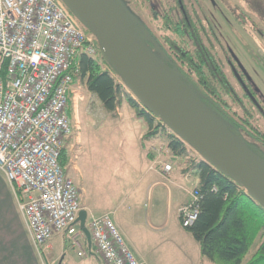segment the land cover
<instances>
[{
	"label": "built area",
	"instance_id": "built-area-1",
	"mask_svg": "<svg viewBox=\"0 0 264 264\" xmlns=\"http://www.w3.org/2000/svg\"><path fill=\"white\" fill-rule=\"evenodd\" d=\"M83 53L98 56L97 41L62 0H0V170L35 245L45 252L61 234L79 256L85 254L76 238L81 192L67 170L76 168L74 144L68 147L69 109L79 99L83 80L77 59ZM161 169L168 173L172 165L164 162ZM200 197L195 186L179 208L182 227L197 219ZM87 227L90 251L106 264H141L109 215L92 217Z\"/></svg>",
	"mask_w": 264,
	"mask_h": 264
},
{
	"label": "trees",
	"instance_id": "trees-1",
	"mask_svg": "<svg viewBox=\"0 0 264 264\" xmlns=\"http://www.w3.org/2000/svg\"><path fill=\"white\" fill-rule=\"evenodd\" d=\"M165 1L167 8L162 13L163 26L179 38L166 37L169 56L164 59L165 63L178 71L182 80L220 119L232 126H241L242 121L251 125L250 113L242 97L235 92L223 65L210 54L203 40L202 34L207 30L200 27L204 21L196 11L195 3L191 0ZM82 27L90 33L87 27ZM146 43L149 45L147 40ZM187 48L189 50L186 51ZM202 62L209 74L205 78L193 76L194 71L199 72L203 68ZM184 63H188L190 68ZM77 64L79 77L87 90L108 113L118 116L117 109L125 101L135 117L145 123L147 131L141 137L142 144L145 140L161 137L174 155L189 156V166L199 174L197 188L201 197L198 217L186 229L199 243L201 255L214 264H264V206L233 178L200 157H192L189 146L174 133L163 130L153 113L140 107L124 92L115 70L100 50L96 57L85 53L79 55ZM229 100L242 107L244 117L236 116ZM229 129L236 134L231 127ZM255 137L262 141L260 136ZM258 239V244L253 247Z\"/></svg>",
	"mask_w": 264,
	"mask_h": 264
},
{
	"label": "crops",
	"instance_id": "crops-1",
	"mask_svg": "<svg viewBox=\"0 0 264 264\" xmlns=\"http://www.w3.org/2000/svg\"><path fill=\"white\" fill-rule=\"evenodd\" d=\"M74 107L75 104L71 103L72 111ZM117 110L116 117H121L122 112ZM128 113L131 115L132 109ZM135 124L139 130L135 137L136 151L134 148L133 153L121 154L127 169L118 179L119 185L109 193L104 215H109L114 221L141 264H214L201 255L199 243L181 226L178 214L190 191L199 185L198 171L189 166V156L174 155L161 137L145 140L142 144L146 125L131 121L128 126L133 128ZM70 140L69 149L71 145L78 144L80 138L77 137L76 142ZM126 142L127 137H122L111 143L117 149ZM164 162L172 165L168 173L161 169ZM75 167L72 169L82 177L79 167ZM79 189L87 227L88 221L98 214L85 199L84 188ZM76 238L85 251L82 256L61 234L51 238L45 252L40 250L42 248L35 245L18 207L15 193L4 174L0 175V264H106L90 251L93 250L92 241L82 230Z\"/></svg>",
	"mask_w": 264,
	"mask_h": 264
},
{
	"label": "rangeland",
	"instance_id": "rangeland-1",
	"mask_svg": "<svg viewBox=\"0 0 264 264\" xmlns=\"http://www.w3.org/2000/svg\"><path fill=\"white\" fill-rule=\"evenodd\" d=\"M114 1L116 10L126 14L138 28L145 41L147 40L149 43L147 46L152 54L160 61L166 59V56H169V52L166 50L168 48L166 37L179 39L163 26L162 13L167 8L166 1L149 0L145 3L141 0ZM191 1L195 3L198 14H204L207 17L204 19V23H210L217 35L221 34L223 45L227 46L226 42H228L244 66L257 77L255 80L253 79L256 98L264 111V20L255 15L252 10L257 7L261 12H264V0ZM261 58H263V62H261ZM258 73L260 74L257 75ZM229 78L237 93L242 97L245 107L251 112L250 121L252 124L264 130V112L260 111L255 102L252 103L244 97V91L235 77L230 75ZM229 103L233 111L240 117H244V111L239 104L232 100H229ZM128 108L131 109L123 101L118 108L119 112H122V116L113 117L103 108L101 102L87 90L84 81H82L79 99H76L74 110L69 109L72 128L71 140H69L76 142V138H80L79 143L74 144V153L77 155L76 165L81 170L82 177L72 168L67 170L68 176L79 187L84 188V197L89 205L96 209L98 216L105 214L103 211L107 209L108 195L119 185L118 179L127 169V165L121 159L124 156L121 154L133 153L135 148L138 126L135 124L131 128L128 124L131 121L139 123V125L144 123L138 121L139 119L135 117L133 111L130 115ZM224 122L228 127L234 129L249 146L252 145L255 150L251 146L250 148L264 159V148L260 144L244 130ZM122 137H127V142L115 149L116 146L111 142L118 141ZM188 151L193 154L190 147H188ZM258 242L259 239L256 240L253 247ZM206 259L210 261L208 258Z\"/></svg>",
	"mask_w": 264,
	"mask_h": 264
},
{
	"label": "water",
	"instance_id": "water-1",
	"mask_svg": "<svg viewBox=\"0 0 264 264\" xmlns=\"http://www.w3.org/2000/svg\"><path fill=\"white\" fill-rule=\"evenodd\" d=\"M93 34L102 55L137 101L201 159L233 178L264 206V159L209 109L177 70L157 59L114 0H62ZM77 222L91 240L86 212Z\"/></svg>",
	"mask_w": 264,
	"mask_h": 264
},
{
	"label": "flooded vegetation",
	"instance_id": "flooded-vegetation-1",
	"mask_svg": "<svg viewBox=\"0 0 264 264\" xmlns=\"http://www.w3.org/2000/svg\"><path fill=\"white\" fill-rule=\"evenodd\" d=\"M252 10H253L255 15H257L259 18L264 20V12H261V10H259L257 7L252 8ZM201 15L200 16L203 19V21H204V19H207V17L204 14H201ZM247 20L250 21V19H248V18H247ZM200 27L203 30L204 29L207 30V33L202 34V37L206 43V46L209 48L210 54L215 55L216 58L218 59V61L223 65L224 71H225L228 78L231 75L237 79L240 87L244 91V94L248 97V98L247 97L246 98L249 99L252 103L255 102L256 106L260 109V111H262L263 109L259 106L258 99L256 98V87H255V83L253 82V79L255 80L257 77L252 75V73L244 66V64L238 58L233 47L228 42H226V40H225V42L227 43V46L223 45L224 43H222V41H221V34L218 33V35H217L216 30L214 29V27L210 23H208V22L204 23ZM187 50H189V49L187 48L186 51ZM187 55H189V53H187ZM261 62H263V58H261ZM184 65L187 66L188 63H184ZM202 65H203V68H201L199 72L194 71L193 76H196V77L198 76L199 78H205L209 74V72H208V70L205 67L203 62H202ZM187 68H190V67L187 66ZM259 74L260 73H258L257 75H259ZM229 80H230V78H229ZM231 84H232V82H231ZM232 86H233V84H232ZM233 88H234L235 92L237 93L234 86H233ZM231 109H232V106H231ZM233 112H235V111H233ZM262 112H264V111H262ZM249 113L251 115L250 111H249ZM236 116L239 118V114L236 113ZM249 119L251 120V118H249ZM242 123L244 126L243 125H241V126L235 125L234 127H238L240 129L244 130L245 132H247V134L253 140H255L258 144H260V146H262L264 148V130L261 129L260 127L256 126V125H253L251 121H250L251 125H247L243 121H242ZM245 127L248 130L249 129L250 130L247 131ZM232 130H234V129H232ZM234 132H235V130H234ZM236 135H237V133H236ZM255 136H260L262 138V141L258 140ZM250 146L253 148L252 145H250Z\"/></svg>",
	"mask_w": 264,
	"mask_h": 264
}]
</instances>
